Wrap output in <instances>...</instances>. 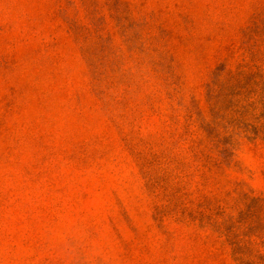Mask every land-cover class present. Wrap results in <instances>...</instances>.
Returning <instances> with one entry per match:
<instances>
[{"label": "rangeland", "instance_id": "rangeland-1", "mask_svg": "<svg viewBox=\"0 0 264 264\" xmlns=\"http://www.w3.org/2000/svg\"><path fill=\"white\" fill-rule=\"evenodd\" d=\"M0 264H264V0H0Z\"/></svg>", "mask_w": 264, "mask_h": 264}]
</instances>
